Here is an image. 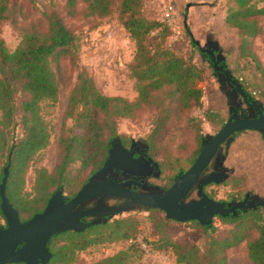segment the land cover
<instances>
[{
    "label": "trees",
    "instance_id": "16d2710c",
    "mask_svg": "<svg viewBox=\"0 0 264 264\" xmlns=\"http://www.w3.org/2000/svg\"><path fill=\"white\" fill-rule=\"evenodd\" d=\"M81 1L84 16L103 18L114 15L134 40L129 68L135 78L137 94L129 99L99 89L88 71L77 62L76 34L56 10L44 13V27L32 25L24 28L13 49H9L0 38V182L7 166L5 194L22 220L42 211L47 199L57 189H61L66 198L73 196L102 166L115 138L125 146L129 143L118 132L120 118H134L144 108H154L151 127L144 140L145 151L154 159L151 150L164 136L168 122L200 108V117L192 114L186 120L187 127L193 128L195 144L183 143L186 166L178 165L177 172L186 169L201 150L205 138L203 120L215 125H222L226 120L221 109L203 105L204 91L199 82L205 78L204 65L197 62L192 51L184 53L170 42L168 44L170 25L145 15L144 0ZM77 3L78 0H65L64 7L69 15L79 13ZM10 7L11 0H0V20L9 16ZM262 18L264 0H232L223 16L225 24L237 34V55L254 62L259 74L253 82L241 78L239 82L253 97L248 87L259 90L257 99L264 104V68L253 50L255 37L264 31ZM190 42L192 46H198L192 36ZM64 57L76 67V79L69 92L65 116L72 117L73 127L79 130L61 132L59 154L53 168L36 166L31 189L26 190V172L36 154L49 142L50 130L41 111L42 102L57 100L58 70ZM226 179L220 183H228ZM261 206L217 215L224 227L214 220L204 224L189 220L201 231L199 242L177 238L176 232L168 225L170 218L153 217L155 237L150 239L144 235L142 239L151 252L170 251L175 261L182 264H227V250L245 241L249 258L255 264H264V213ZM147 209L151 212L158 208ZM0 218L4 219L1 208ZM2 224L4 222L0 221ZM139 225L140 219L128 213L109 217L82 230L57 232L48 241L52 256L45 264H76L80 252L109 242H127V245L87 264H131L133 255L140 257L146 253L138 240Z\"/></svg>",
    "mask_w": 264,
    "mask_h": 264
},
{
    "label": "rangeland",
    "instance_id": "374dc122",
    "mask_svg": "<svg viewBox=\"0 0 264 264\" xmlns=\"http://www.w3.org/2000/svg\"><path fill=\"white\" fill-rule=\"evenodd\" d=\"M65 0H11L9 16L0 20V38L9 49H13L20 40L22 30L32 25L44 27L46 23L45 12L58 11L66 24L76 34L77 62L91 75L99 89L110 95L119 94L133 99L137 91L135 78L131 75L129 64L135 49L134 40L129 37L127 30L115 18L114 15L103 18L84 16L82 8L84 3L78 0L79 13L69 15L64 7ZM173 7V20L170 25L162 20L167 6ZM232 0H144V14L158 18L171 27L168 36L173 47L184 53L190 51L196 56L197 62L205 67V78L199 82L203 87V105L212 106L223 111L227 118L230 114L229 104L233 93L221 87L217 74L205 55L198 46H192L190 39L198 40L205 46L208 40H214L217 47L225 54L227 66L231 73L240 80L253 82L259 76L254 62H248L245 57L236 54V33L223 23L222 15ZM264 21V18H262ZM108 29H112V35H106ZM253 50L257 54L261 66L264 68V31L256 36ZM237 53V52H236ZM224 59V58H223ZM224 60V61H225ZM60 86L57 100L42 102V114L50 130L48 144L41 149L29 166L25 177V189L30 190L34 180V169L43 165L49 170L53 168L59 154L58 137L65 129L77 130L73 127V118L66 117L69 92L76 79V67L66 57L60 60L58 70ZM230 89V86H228ZM248 91L257 98L259 90L253 86ZM229 96V97H228ZM244 106V103L241 104ZM240 110V109H239ZM154 108H144L136 117H123L118 120V132L126 143L130 139L134 142L144 143L151 127V119ZM201 116L202 110L195 108L186 113L182 118H172L166 127L164 136L158 139L152 148L154 159L160 169L158 176H148L147 181L166 187L177 172V166L185 165V150L183 143L195 144L193 128H188L186 120L190 115ZM221 125H215L211 121L203 120L204 135H212ZM79 130V129H78ZM77 130V131H78ZM221 161V165L227 172L228 183H209L205 190L214 198L229 201L232 198H243L246 193L257 195L264 199V137L257 130H243L232 135L229 143H223L213 157L206 172L213 169V165ZM189 197H197L194 188ZM114 198L108 199V203H114ZM264 213V206H261ZM133 213L140 219V232L138 240L146 249V253L138 257L132 256L131 264H182L175 261L170 251L151 252L143 242V236L153 239L155 230L151 222L153 217H165L160 209L151 212L145 207L125 210L111 217ZM214 223L224 227L217 216ZM4 222L3 218H0ZM168 225L176 232L177 238L191 242L201 240V231L189 221L180 222L170 219ZM127 242H109L104 246L94 245L79 253L76 264H87L101 256L123 248ZM227 264H255L247 254L246 242L242 241L227 250Z\"/></svg>",
    "mask_w": 264,
    "mask_h": 264
},
{
    "label": "water",
    "instance_id": "95a60500",
    "mask_svg": "<svg viewBox=\"0 0 264 264\" xmlns=\"http://www.w3.org/2000/svg\"><path fill=\"white\" fill-rule=\"evenodd\" d=\"M196 43L201 50L213 54V58H224L221 51L215 55L210 48L216 45L214 40L206 41L205 46L198 40ZM225 65V61L222 65L215 60L213 63L214 69H218L221 87L233 93L229 100L230 115L214 134L205 136L194 161L186 169L179 170L173 182L166 187L146 180L148 176L160 174L156 160L146 151L135 155L134 141L127 147L119 138H115L102 166L89 176L73 196L66 198L62 190L57 189L47 199L42 211L22 220L5 194L6 166L0 182V208L4 217V224L0 225V264L20 261L45 264L52 256L48 241L53 234L66 229L82 230L125 210L158 208L172 220L185 222L195 219L204 224L212 222L217 215L236 213L238 209L251 206H264V199L257 195H252L250 200L245 196L239 200L224 201L214 198L205 190L207 184L220 183L227 177L221 161L206 172L224 142L228 144L233 134L247 129L257 130L264 137V104L249 95L230 70L224 68ZM241 103L246 105L248 112L239 110ZM119 171L132 177L118 180L116 175ZM194 188L197 197H189ZM110 198L116 201L108 203Z\"/></svg>",
    "mask_w": 264,
    "mask_h": 264
},
{
    "label": "flooded vegetation",
    "instance_id": "af4514ba",
    "mask_svg": "<svg viewBox=\"0 0 264 264\" xmlns=\"http://www.w3.org/2000/svg\"><path fill=\"white\" fill-rule=\"evenodd\" d=\"M210 48L214 51L215 55L218 54V52L220 51V49L217 47V45H214V46L211 45ZM205 53H206L207 56L210 58V61H211L212 65H213V63H214V60L217 61V63H218L219 65H222V64H223L224 59H218L217 57L213 58V54H211V53L208 52L207 50H205ZM224 68H226V65L224 66ZM215 72H216V74H217L218 69H216ZM241 104H243V103H241ZM241 104L238 106V108H239L240 110H244L245 112H248V110L246 109V105L244 104V106H242ZM229 115H230V114H229ZM131 142H132V139H130L129 143H128L126 146L129 147L130 144H131ZM133 149H134V154H135V155H138V153H139L140 151H145V150H146V147H145V146L143 145V143H141V142H137V143L134 142V144H133ZM116 176H117V179H118V180L129 179V178L132 177L131 175L126 176V175L123 174L121 171H119V172L117 173ZM132 187H133V186H132ZM245 196H247V199H248V200L252 199V195H250L249 193H248V195L245 194V195L243 196V198H244ZM239 199H242V198H232V199H230V200H239ZM230 200H229V201H230ZM247 203H248V201H247ZM251 207H255V206H251Z\"/></svg>",
    "mask_w": 264,
    "mask_h": 264
},
{
    "label": "built area",
    "instance_id": "2783aa9c",
    "mask_svg": "<svg viewBox=\"0 0 264 264\" xmlns=\"http://www.w3.org/2000/svg\"><path fill=\"white\" fill-rule=\"evenodd\" d=\"M173 7H172V5L171 4H169L168 6H167V8H166V10L164 11V13H163V17H162V20L163 21H166L168 24L170 23V20H173L174 18H173ZM171 24H173L174 25V23H170V25ZM106 35L107 36H111L112 35V29H108V31L106 32ZM105 244H103V246H104Z\"/></svg>",
    "mask_w": 264,
    "mask_h": 264
},
{
    "label": "crops",
    "instance_id": "0c3cea01",
    "mask_svg": "<svg viewBox=\"0 0 264 264\" xmlns=\"http://www.w3.org/2000/svg\"><path fill=\"white\" fill-rule=\"evenodd\" d=\"M224 14H225V13H224ZM224 14L222 15V19H223ZM223 23L225 24L224 20H223ZM230 28H231V27H230ZM232 29H233V28H232ZM233 30H234V29H233ZM235 33H236V32H235ZM255 38H256V37H255ZM236 41H237V43H236L235 46H236V52H237V44H238V37H237V34H236ZM236 52H235V56H236V54H237ZM222 54L224 55V60H225V58H226V57H225V54H224L223 52H222ZM225 63H226V67L230 70V68L227 66V62H226V60H225ZM230 72H231V71H230ZM232 74H233V73H232Z\"/></svg>",
    "mask_w": 264,
    "mask_h": 264
}]
</instances>
